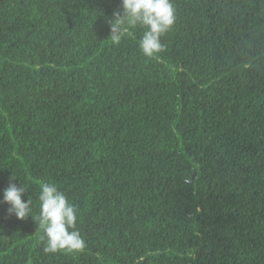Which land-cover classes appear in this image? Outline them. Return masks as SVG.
<instances>
[{
	"label": "trees",
	"instance_id": "16d2710c",
	"mask_svg": "<svg viewBox=\"0 0 264 264\" xmlns=\"http://www.w3.org/2000/svg\"><path fill=\"white\" fill-rule=\"evenodd\" d=\"M0 264H264V0H0Z\"/></svg>",
	"mask_w": 264,
	"mask_h": 264
}]
</instances>
